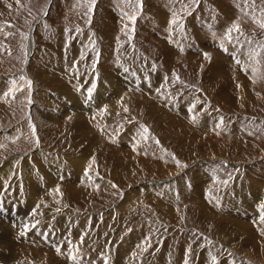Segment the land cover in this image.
Segmentation results:
<instances>
[{
    "label": "rangeland",
    "instance_id": "obj_1",
    "mask_svg": "<svg viewBox=\"0 0 264 264\" xmlns=\"http://www.w3.org/2000/svg\"><path fill=\"white\" fill-rule=\"evenodd\" d=\"M261 22L264 0H0V264H264ZM93 83L112 101L63 118Z\"/></svg>",
    "mask_w": 264,
    "mask_h": 264
},
{
    "label": "bare ground",
    "instance_id": "obj_2",
    "mask_svg": "<svg viewBox=\"0 0 264 264\" xmlns=\"http://www.w3.org/2000/svg\"><path fill=\"white\" fill-rule=\"evenodd\" d=\"M36 44V43H35ZM34 45V42L33 41H31L30 42V46L32 47ZM203 48V47H202ZM32 50L31 51H29V53H30V55L31 54H33L34 53V47H32L31 48ZM32 59V58H31ZM92 79V78H91ZM93 81V80H92ZM110 82L111 81H109L108 79H105V86H104V88L106 87V89H107V91L110 93V94H112V95H114L115 96V98L117 97L116 95H118V94H121L120 93V90H119V88L116 86V84H115V86L112 84L111 86L109 85L110 84ZM64 83V82H63ZM65 84V83H64ZM61 85V84H60ZM90 85V84H89ZM65 86V85H64ZM76 86V85H75ZM60 87V86H59ZM58 87V88H59ZM91 87V86H90ZM62 88V87H61ZM66 88H71V87H69V86H66ZM89 87L88 86H86V87H81V89H77V90H75V88L73 87L70 91H73L74 93H72V92H69V91H67V92H58V102H57V100L55 101V99L53 100V103L52 104H56V107H59V108H64L65 109V111H64V113H66L65 114V117H63V118H66V117H70V116H74V117H77V119L79 118V120L80 119H82L81 118V116L82 117H84V115L85 114H87L88 112H91V111H94V102H95V104L96 105H98V104H102L103 102H108V101H112V97H110V94H109V96L108 97H104V93L98 98V99H95L94 100V93H91V96H90V98H89V96H87V94H88V92H87V89H88ZM63 89V88H62ZM59 90V89H58ZM86 90V91H85ZM103 90V89H102ZM54 91V90H53ZM56 91V90H55ZM106 90H104V92H105ZM47 93H45L47 96L46 97H48V100H50L51 99V96L53 97V93L51 94V92H48V91H46ZM92 92H94V89H93V91ZM123 94V93H122ZM44 96V95H43ZM124 96V95H123ZM119 97H122V95L121 96H119ZM226 97V96H225ZM55 98V97H54ZM57 98V97H56ZM69 98H73L72 99V101L69 99ZM86 98V99H85ZM123 99H124V97H122ZM37 99V98H36ZM229 100V99H228ZM52 102V101H51ZM110 103V102H109ZM115 105V104H114ZM54 106V105H53ZM89 108H91V110L89 109ZM58 109V108H57ZM56 110V109H55ZM58 112H60V111H58ZM57 113V112H56ZM61 114H63L62 112H61ZM91 114V113H90ZM55 116V115H54ZM60 118H62V117H60ZM71 119V118H70ZM78 120V121H79ZM64 121V120H63ZM39 151V150H38ZM40 151H41V149H40ZM45 153V152H44ZM68 154V153H67ZM38 155V154H37ZM35 156V155H34ZM36 157V156H35ZM59 158V157H58ZM58 158L57 157H54V160L56 161V163L54 164V169H55V171L57 170H59V169H57V168H55L56 167V165L57 164H59V165H61V162L60 161H58ZM64 162V161H63ZM83 161H80V162H76V161H72V160H66L65 161V164H64V168H69L71 171H67V172H69V174L71 175V174H74V173H76V171H75V169H76V167L77 166H79V165H82L83 166V163H82ZM27 163V162H26ZM29 165V164H28ZM27 165V166H28ZM51 165V164H50ZM58 165V166H59ZM24 166V165H23ZM57 166V167H58ZM12 167V166H11ZM72 169H71V168ZM60 169H62V168H60ZM63 171V170H62ZM11 172V169H10V164H5V166L3 167V168H0V178H3V177H8V175H9V173ZM27 172V171H26ZM25 172V176H26V173ZM29 172V171H28ZM61 172V171H60ZM59 172V173H60ZM64 172V171H63ZM57 173V172H56ZM55 174V173H54ZM64 174H66V172L64 173ZM29 177H30V175H29ZM31 193V192H30ZM26 194H28V193H26ZM32 195H33V193H32ZM29 206V205H28ZM26 210H28V209H26ZM25 212H27V211H25ZM1 230V229H0ZM6 233V232H5ZM30 242V241H29Z\"/></svg>",
    "mask_w": 264,
    "mask_h": 264
},
{
    "label": "snow or ice",
    "instance_id": "obj_3",
    "mask_svg": "<svg viewBox=\"0 0 264 264\" xmlns=\"http://www.w3.org/2000/svg\"><path fill=\"white\" fill-rule=\"evenodd\" d=\"M93 3H94V0H93ZM131 19L133 20V22H134V20H135V17L133 16V17H131ZM170 23H175V21L173 20V21H170ZM260 27L261 28H264V22H261L260 23ZM235 30H237L238 31V29H235ZM206 55V54H205ZM95 88V83H93L92 84V86L91 87H89L88 89H87V92H88V94H89V98H90V96H91V93H92V91H93V89ZM194 107V106H193ZM221 123H222V120H221ZM218 127H219V124L217 125ZM142 128H143V133L145 134V138H146V134H147V132H148V129L146 128V127H144V126H141ZM177 164L179 165V162L177 161ZM262 207H264V206H262ZM35 211V210H34ZM262 219H264V216H262ZM25 227V229H27L28 228V225H25L24 226ZM83 239V238H82ZM71 259H75V257H70Z\"/></svg>",
    "mask_w": 264,
    "mask_h": 264
},
{
    "label": "built area",
    "instance_id": "obj_4",
    "mask_svg": "<svg viewBox=\"0 0 264 264\" xmlns=\"http://www.w3.org/2000/svg\"><path fill=\"white\" fill-rule=\"evenodd\" d=\"M181 43H183V44H184L185 42H182V41H180L179 45H183V44H181ZM176 46H177V45H176Z\"/></svg>",
    "mask_w": 264,
    "mask_h": 264
}]
</instances>
